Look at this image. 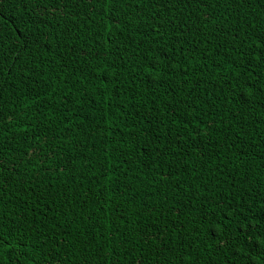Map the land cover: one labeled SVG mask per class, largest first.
I'll return each mask as SVG.
<instances>
[{
    "label": "trees",
    "instance_id": "1",
    "mask_svg": "<svg viewBox=\"0 0 264 264\" xmlns=\"http://www.w3.org/2000/svg\"><path fill=\"white\" fill-rule=\"evenodd\" d=\"M0 237V264H264V0H0Z\"/></svg>",
    "mask_w": 264,
    "mask_h": 264
},
{
    "label": "snow or ice",
    "instance_id": "2",
    "mask_svg": "<svg viewBox=\"0 0 264 264\" xmlns=\"http://www.w3.org/2000/svg\"><path fill=\"white\" fill-rule=\"evenodd\" d=\"M0 240H3V238H2V237H0ZM224 246H227V245L225 244Z\"/></svg>",
    "mask_w": 264,
    "mask_h": 264
}]
</instances>
